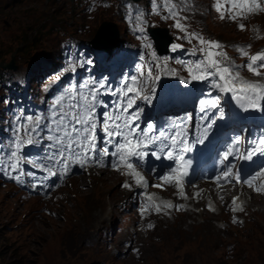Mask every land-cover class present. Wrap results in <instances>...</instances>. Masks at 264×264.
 Returning a JSON list of instances; mask_svg holds the SVG:
<instances>
[{
	"label": "rangeland",
	"instance_id": "374dc122",
	"mask_svg": "<svg viewBox=\"0 0 264 264\" xmlns=\"http://www.w3.org/2000/svg\"><path fill=\"white\" fill-rule=\"evenodd\" d=\"M210 1L190 0L191 6L183 11L191 23L197 24L198 33L228 46L231 57L236 49L234 42L252 45L251 50L264 42V15L246 19L247 28L242 31L235 22L221 20L219 13L215 16ZM148 3L149 9L147 5L129 9L124 0H0V106L7 102L12 108L19 106L16 100L24 98L21 94L10 98V91L16 87L22 89L26 103L32 100L40 104L45 96L51 98L48 88L55 77L63 75L70 63L79 66L82 56L90 59L85 47L102 25L116 28L119 43L123 37L128 40L140 23L137 10L144 16L150 10L148 16L156 15L152 0ZM133 9L136 13L128 19ZM137 47H142L140 42ZM188 47H192L189 42ZM11 59L15 69L5 67ZM234 61L240 63L239 58L234 57ZM22 192L11 183L0 182V264H128V258L136 264H210L203 260L207 252H211L212 264H264V218L252 211L253 207L246 206L239 215L244 221L238 226L230 225L222 210L217 215L225 221L215 222L218 233L209 228L203 230L204 236L185 227L186 222H192L191 216L198 215L196 219L202 220L196 214L202 209L199 205L192 211L171 215L169 222L154 219L149 224L157 226L142 237L141 243L135 241L142 247V255L132 252L133 233L136 228L139 232L149 229V224H139L129 190L120 199V177L116 173L101 171L72 179L51 201ZM246 196L264 205V197ZM128 234H133L132 238ZM146 252L156 255L146 259Z\"/></svg>",
	"mask_w": 264,
	"mask_h": 264
},
{
	"label": "snow or ice",
	"instance_id": "6c2138e0",
	"mask_svg": "<svg viewBox=\"0 0 264 264\" xmlns=\"http://www.w3.org/2000/svg\"><path fill=\"white\" fill-rule=\"evenodd\" d=\"M152 5L153 12L156 14H160V8L163 7L166 15H163L162 19H172L174 21L172 26L184 33L178 39L187 40L189 43L193 40L197 42L198 47L194 46L189 54L198 55V59L187 62L177 61L182 63L189 73V78L184 80L185 83L206 81L211 88L218 90L221 94H231L232 99L242 110L264 112V71H261L264 69V49L250 55L246 49L251 45L237 46L239 54L247 58L245 64L237 65L223 50L224 46L219 41L205 38L195 31L189 32L187 26L181 23L188 19L181 13L191 6L190 0H152ZM128 8L132 9L133 5L129 4ZM212 8L219 13L221 20H246L250 15L264 13V0H214ZM127 18H132L131 12ZM136 19L140 22L137 31L142 34L138 36V39H141L145 48L151 49L152 45L144 27L147 24L144 14L137 10ZM237 27L242 31L245 30L243 23H238ZM181 48L182 45L176 43L171 45L173 52ZM150 55L155 60L157 69L167 70V57L156 58L154 52H150ZM141 59L143 60V56ZM83 63L91 64L92 61H84L79 66ZM77 66L76 63H70L64 71L75 72ZM145 67L147 68L146 73L141 70L140 76L126 77L121 82L122 86L116 90L108 86L106 78L90 84L69 86L53 102L50 118L45 122L46 136H41L39 132V127L43 122V118L39 116L34 120L28 117L31 123L17 126L9 152L0 157V174L22 182L24 176H35L34 172L22 171L24 163H31L32 167L43 168L46 171L45 180L57 175H60L62 179L63 175H67L69 166L73 163L85 167L88 161H95L96 166L105 167L106 164L101 161L105 157H112L111 168L113 170L132 177L136 186H147L148 182L142 170L151 164L149 157H152L157 161L172 162L167 172L157 176L161 183L154 187L163 188L164 185L174 184L178 189V195L186 199L183 185L189 182L193 163L186 154L192 151L193 144H203L212 133L216 120L223 119L224 112L220 108L221 97L216 96L200 101L202 115L196 125L197 133L191 140L189 139L191 126L183 120H173L170 126L166 125L159 129L152 123H148L147 128L143 129L138 123L143 109L139 108L137 101L144 100L151 103L156 92L155 86H152L151 95L144 93L147 81L141 77L145 74L148 76L152 74V68L146 65L141 66L142 69ZM241 68H246L253 76L260 79H245L240 75ZM171 71L175 74V69ZM159 78L157 75L156 79L159 80ZM55 79L60 80L61 76H56ZM108 94L118 97V100L112 106L111 111L106 110L98 114V107H108L100 96ZM212 109H216L218 115L215 113L209 115ZM45 139L49 142L47 148L51 153L46 155L48 163L28 161L22 154L23 149ZM101 144L103 147L100 146ZM239 145L240 137L237 136L226 150L220 153L221 170L212 177L213 181L218 187L221 183L239 184L243 182L254 191L264 193V185L260 187L254 185L256 177L264 174V168H261L254 176L241 181L240 169L233 162L236 160L253 161L254 157H264V132L252 140L250 146L244 150H241ZM109 148L114 150L110 151ZM0 151L3 150L0 149ZM53 169L56 170L53 171ZM234 169L236 171H233ZM150 171L155 175L158 169L152 167ZM122 186L129 189L132 187L128 182ZM36 187L38 184L34 183L33 188ZM198 195L199 193L194 194V196ZM237 199L238 197L232 198L233 205H236L232 210L243 211L242 203L236 204ZM148 201L158 213L164 209L175 208L179 211L183 208V205H173L163 200L157 204L151 196L148 197ZM208 207L213 210L211 204ZM146 211L147 206L142 209V214ZM165 214L168 213L165 212ZM237 222L233 218V223ZM148 227L151 228L153 225L149 224Z\"/></svg>",
	"mask_w": 264,
	"mask_h": 264
},
{
	"label": "bare ground",
	"instance_id": "6f19581e",
	"mask_svg": "<svg viewBox=\"0 0 264 264\" xmlns=\"http://www.w3.org/2000/svg\"><path fill=\"white\" fill-rule=\"evenodd\" d=\"M108 38H109V36H108ZM110 39V38H109ZM50 65V64H49ZM28 95V94H27ZM27 98V97H26ZM105 172V171H104ZM73 178H74V180L75 179H80L81 177L80 176H73ZM120 189H121V197H120V199L122 198V197H125L126 195H127V190H129L132 194H134V192H135V190H136V188H135V186H132L131 187V189H124V188H122V187H120ZM89 191V190H88ZM246 192V195L247 196H251V193H250V195H249V192L248 191H245ZM246 196V197H247ZM248 198V197H247ZM250 198V199H249ZM248 199H246V198H244L243 200H245V205L247 206V208H252L253 207V209H252V211H258L260 214H261V216H263V218H264V205H263V203L261 204V203H256V200L257 199H253L252 200V198L251 197H249ZM239 199H240V197H239ZM261 199V198H260ZM241 200V199H240ZM243 200H241V201H243ZM248 200V201H247ZM263 200V199H262ZM222 202V201H221ZM258 202V201H257ZM264 202V201H263ZM119 203V202H118ZM131 204H132V201H131ZM132 206V205H131ZM198 206V205H197ZM194 207H196L195 205H194ZM223 207V206H222ZM216 208H217V210H215L214 212H210V211H207V210H205V209H200V210H196V214H198L199 213V216L201 215V219L202 220H200V221H198L197 219H196V216L198 217V215H194V216H191V218L193 219L192 220V222H186L185 223V227H186V229H187V231L188 232H190L192 229H196L197 230V232L201 235V236H204V232H203V230L204 231H207L209 228H213V229H216L217 228V223H216V225H215V222L216 221H218V219L220 220V219H222V221H225L224 219V217L223 216H221V215H217V214H219L220 213V207L218 206V205H216ZM194 209V208H193ZM109 210V209H108ZM112 211V208L110 209V211L109 212H107V214L108 213H110ZM188 211H192V209H188V210H185L184 212L186 213V212H188ZM134 212H135V210H134ZM184 212H182V213H184ZM212 213V214H211ZM260 216V217H261ZM168 217H170V216H168ZM248 218V217H247ZM155 219H157V221H158V219H163L161 222H169V220H167L168 218L166 217V215H164L163 217H160V218H155ZM258 221V220H257ZM263 221V220H262ZM182 223H183V220H181V222L179 223V224H181L182 225ZM188 223H192L191 225L190 224H188ZM211 223H212V226H211ZM136 224H138V221H137V223ZM153 224V223H152ZM219 224V223H218ZM227 224V223H226ZM193 225V226H192ZM220 225V224H219ZM157 225L155 224V226L154 227H151V228H149V229H146V230H142V228L140 229L141 230V232H139L138 231V229L136 228V230H134L135 231V233H133L135 236H134V238H135V240L134 239H132V242L134 243L133 244V246H132V252L133 251H136V252H141V254L143 255V253H142V247H141V249L139 248L140 246H138L137 244H136V242L135 241H137V242H142L141 241V239H142V237L143 236H148L149 234H150V232L156 227ZM215 226V227H214ZM221 226V225H220ZM224 226V225H223ZM136 227V226H135ZM145 227V226H144ZM143 227V228H144ZM217 230V229H216ZM221 231V230H220ZM217 233H218V230H217ZM216 233V234H217ZM227 233V232H226ZM51 234V233H50ZM133 234H128L127 236H130L131 238H132V236H133ZM48 235V234H47ZM123 235V234H122ZM53 236V235H52ZM51 236V237H52ZM203 239H204V237H202ZM216 235L214 236V238L212 239V241H214V240H216ZM51 240V239H50ZM58 240V239H57ZM120 243H121V241H120ZM119 243V244H120ZM200 243H201V246H203V242L202 241H200ZM116 246H118V244L116 245ZM163 246H166V244H163ZM116 248V247H115ZM119 249V248H118ZM117 249V250H118ZM115 251V253L117 252L118 253V251ZM123 251V250H122ZM122 251H120V253L122 252ZM120 253H118V254H120ZM123 253V252H122ZM210 253L211 252H207L205 255H203V260L205 261V262H209L210 264H212L213 262H214V260L212 259V260H210L209 261V258H210ZM153 254H155V253H148V252H146L144 255H145V258L147 259V258H151V257H153ZM156 255V254H155ZM123 256V255H122ZM126 263H128V264H136L135 262H133V261H131L130 260V258H128V261L126 262Z\"/></svg>",
	"mask_w": 264,
	"mask_h": 264
},
{
	"label": "water",
	"instance_id": "95a60500",
	"mask_svg": "<svg viewBox=\"0 0 264 264\" xmlns=\"http://www.w3.org/2000/svg\"><path fill=\"white\" fill-rule=\"evenodd\" d=\"M70 1H73V0H70ZM134 1H139V0H134ZM116 32L117 30L113 25L104 24L100 27V29H98L95 38L92 40V44H94L95 47L99 46L98 48H103V49L113 47L116 44L115 42H117ZM162 32L163 30L158 28L154 31H151V34L156 39L158 38V33H162ZM108 36L109 38L111 37L110 38L111 40L108 38ZM159 36L163 39L162 41L163 45L167 46L170 43L171 40L165 33ZM156 43H157V48L160 49V46L157 40H156ZM5 67L10 68V69H15L13 60L11 59L10 62L7 65H5Z\"/></svg>",
	"mask_w": 264,
	"mask_h": 264
},
{
	"label": "trees",
	"instance_id": "16d2710c",
	"mask_svg": "<svg viewBox=\"0 0 264 264\" xmlns=\"http://www.w3.org/2000/svg\"><path fill=\"white\" fill-rule=\"evenodd\" d=\"M91 40H93V38Z\"/></svg>",
	"mask_w": 264,
	"mask_h": 264
}]
</instances>
